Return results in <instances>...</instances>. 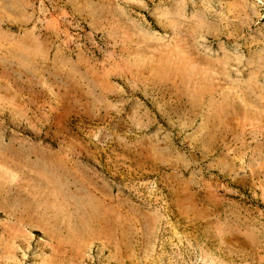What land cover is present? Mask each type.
Returning a JSON list of instances; mask_svg holds the SVG:
<instances>
[{"label":"rangeland","instance_id":"obj_1","mask_svg":"<svg viewBox=\"0 0 264 264\" xmlns=\"http://www.w3.org/2000/svg\"><path fill=\"white\" fill-rule=\"evenodd\" d=\"M0 264H264V0H0Z\"/></svg>","mask_w":264,"mask_h":264}]
</instances>
